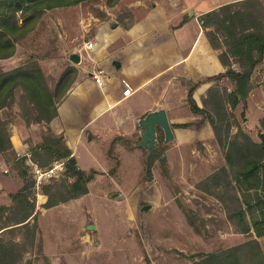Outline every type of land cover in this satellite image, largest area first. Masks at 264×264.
<instances>
[{
	"label": "rangeland",
	"instance_id": "obj_1",
	"mask_svg": "<svg viewBox=\"0 0 264 264\" xmlns=\"http://www.w3.org/2000/svg\"><path fill=\"white\" fill-rule=\"evenodd\" d=\"M144 1L141 8L130 6L135 0H120L114 6H109L108 0H87L49 10L37 29L17 43L13 56L0 58V67L10 70L36 58L52 88L68 66H75L78 74L88 76L103 69L93 58L99 51H110L116 28H128L158 0ZM103 13L108 17H102ZM111 21L117 25L112 26ZM89 41L97 43L94 48H85ZM73 52L81 55L79 63L70 59ZM260 69L258 79L263 82L255 85L246 104L233 110L238 124L256 141L260 140L259 127L264 118V61ZM88 81L86 88L93 86V80ZM215 85L223 91L232 89L228 78ZM189 86L185 81L175 83L168 98H164L163 108L170 119H180L181 123L204 120L203 114L196 115L190 108ZM20 112L18 92L17 102L4 109L2 115L13 118L15 123L18 116L22 117ZM188 123L191 125L184 127L171 122L174 139L168 142L163 128L158 132V136H165L162 156L167 157V165L164 168L156 159L151 179L147 170L151 166L148 150L139 145L140 129V134L126 136L129 143L120 140L116 144L115 160L107 157L113 137L106 133L98 137L88 133L84 137L76 151L79 166L95 168L98 173L88 184L89 192L79 198L46 207L45 186L71 179L65 171L38 189L29 171L34 182L32 199L36 201L39 233L33 249L25 230L16 228L6 234V238L27 248L19 264H190L200 259L199 253L218 251L252 238L229 218L228 208L208 190L204 180L226 164L225 152L216 141L213 127L205 120ZM40 125L35 132L42 140L46 129ZM233 131H237L236 126ZM0 157L5 161L8 158L7 154ZM53 163L39 165L45 168ZM90 225L95 228L90 229ZM258 238L264 248V236Z\"/></svg>",
	"mask_w": 264,
	"mask_h": 264
},
{
	"label": "trees",
	"instance_id": "obj_2",
	"mask_svg": "<svg viewBox=\"0 0 264 264\" xmlns=\"http://www.w3.org/2000/svg\"><path fill=\"white\" fill-rule=\"evenodd\" d=\"M87 0H0V58L15 54L17 43L34 32L43 16L52 9L68 7ZM120 0H108L114 6ZM106 17V14H101ZM108 17V16H107ZM106 17V18H107ZM210 44L221 50L219 57L226 71L208 80L229 78L231 90L211 86L200 106L194 93L201 82L189 83L188 101L195 114H203L204 120L213 127L217 143L225 152L226 164L220 166L206 179L208 190L216 194L228 208L229 218L252 238L218 251L199 253L190 264H264V248L258 237L264 236V118L259 127V141L253 139L236 121L233 110L246 104L255 87L253 76L264 61V1L238 0L225 3L199 17ZM35 56V55H32ZM34 58V57H32ZM237 65V67H236ZM79 71L68 66L54 88L39 61L30 59L26 64L5 70L0 67V154H7L6 162L23 180V186L10 194L12 203L0 206V264H19L25 244L6 238L8 231L25 230L33 249L39 233L33 180L29 174L28 155L19 154L12 142L13 118H6L2 111L12 107L18 98L20 115L30 125L49 123L59 114V104L76 81ZM203 120V121H204ZM202 121V122H203ZM177 123L175 126H190ZM237 131H233L234 127ZM158 132L162 131L158 127ZM129 137L120 135L113 139L107 149V157L115 160V146ZM165 136L157 137V145L147 169L156 159L166 168ZM28 143V153L33 161L45 166L56 160L66 159V176L62 182L47 184L44 194L48 196L46 207L79 198L89 192L91 182L98 170L79 166L72 149L63 134L47 128L42 140ZM34 219V223H32ZM254 230V232L252 231Z\"/></svg>",
	"mask_w": 264,
	"mask_h": 264
},
{
	"label": "crops",
	"instance_id": "obj_3",
	"mask_svg": "<svg viewBox=\"0 0 264 264\" xmlns=\"http://www.w3.org/2000/svg\"><path fill=\"white\" fill-rule=\"evenodd\" d=\"M135 1L130 6L141 8L145 5L144 0ZM234 1L238 0L156 1L144 16L128 28H116L118 31L111 40L110 51H99L94 56L93 59L109 76L105 85H99L91 72L88 76L80 72L59 104L58 116L49 123H42V128L63 134L77 159L78 145L88 133L91 137L106 133L111 138L140 134V119L158 107L163 108L164 98H168L169 90L174 88L175 83L201 82L194 97L203 106L202 100L207 96L208 89L218 82L208 78L225 72L226 66L219 57L221 50L210 44L199 17ZM111 22L112 26L114 23L117 25V22ZM114 61H119L120 67L114 65ZM260 70L258 65L253 76L255 85L263 82L258 79ZM124 79L133 87L132 94L128 96L124 95ZM88 80H93V86L86 88L84 84L90 82ZM123 103L124 107H118ZM170 121L182 122L177 118ZM202 121L188 122L196 124ZM40 124L28 125L22 117L16 118L12 124V142L19 154L28 152L26 141H41L40 135L35 132ZM92 124L96 126L91 128ZM4 168L8 172H4ZM22 185V178L0 157V206L10 205V194Z\"/></svg>",
	"mask_w": 264,
	"mask_h": 264
},
{
	"label": "water",
	"instance_id": "obj_4",
	"mask_svg": "<svg viewBox=\"0 0 264 264\" xmlns=\"http://www.w3.org/2000/svg\"><path fill=\"white\" fill-rule=\"evenodd\" d=\"M114 26H116V23H114ZM70 59L75 63H79L81 61V55L77 52H73L70 55ZM114 65L120 67L121 63L119 61H114ZM139 123L141 126L142 137L139 145L145 147L148 150L147 161L149 163L157 144L158 127L163 128L166 141L168 142L174 139L172 124L165 108H158L148 112L143 118L140 119ZM148 209L149 206L144 208L145 211ZM89 228L94 229L95 226L90 225Z\"/></svg>",
	"mask_w": 264,
	"mask_h": 264
},
{
	"label": "built area",
	"instance_id": "obj_5",
	"mask_svg": "<svg viewBox=\"0 0 264 264\" xmlns=\"http://www.w3.org/2000/svg\"><path fill=\"white\" fill-rule=\"evenodd\" d=\"M95 44H96L95 41L86 42L85 48L87 49L94 48ZM91 74L95 79V81L101 86L105 85L106 81H108L109 79V76L104 69L93 71L91 72ZM123 81L125 83L124 95L128 96L132 94L133 87L125 79ZM27 155H28L27 163L29 165V171L33 176L35 186L38 189H40L46 182L50 181L52 178H56L62 175L67 169L66 159L56 161L55 163H53V165L44 168L35 161H33L29 153H27ZM4 172H8V169L4 168Z\"/></svg>",
	"mask_w": 264,
	"mask_h": 264
}]
</instances>
